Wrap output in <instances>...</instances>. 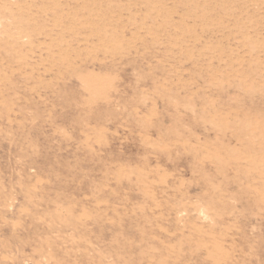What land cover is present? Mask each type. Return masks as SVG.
I'll use <instances>...</instances> for the list:
<instances>
[{
    "label": "rangeland",
    "instance_id": "374dc122",
    "mask_svg": "<svg viewBox=\"0 0 264 264\" xmlns=\"http://www.w3.org/2000/svg\"><path fill=\"white\" fill-rule=\"evenodd\" d=\"M0 264H264V0H0Z\"/></svg>",
    "mask_w": 264,
    "mask_h": 264
},
{
    "label": "bare ground",
    "instance_id": "6f19581e",
    "mask_svg": "<svg viewBox=\"0 0 264 264\" xmlns=\"http://www.w3.org/2000/svg\"><path fill=\"white\" fill-rule=\"evenodd\" d=\"M117 19V18H116ZM136 39V38H135Z\"/></svg>",
    "mask_w": 264,
    "mask_h": 264
}]
</instances>
